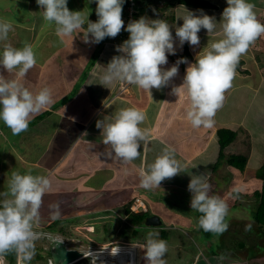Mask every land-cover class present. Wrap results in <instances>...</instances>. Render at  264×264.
Instances as JSON below:
<instances>
[{
    "label": "crops",
    "instance_id": "0c3cea01",
    "mask_svg": "<svg viewBox=\"0 0 264 264\" xmlns=\"http://www.w3.org/2000/svg\"><path fill=\"white\" fill-rule=\"evenodd\" d=\"M200 1L208 7H188L173 0H138L136 16L164 19L175 36V27L182 25L180 18L186 14L184 7L197 15L203 10L220 21L226 0ZM249 2L264 23V0ZM125 5L122 19L126 27ZM68 8L83 10L90 14V20H97L95 0H68ZM0 18L14 25L7 42L16 47L29 43L37 55V64L21 82L34 94L43 87L53 92L54 102L32 118L27 131L13 135L0 121V191L7 189L13 172L46 175L51 180L52 187L40 208L39 231L54 227L49 231L54 237L69 241L83 230L80 236L91 241L92 237L100 239L103 230L96 234L94 228H109L122 220L133 228L132 232H140L136 244L146 242L141 235L158 231L156 238L168 243L167 264H264V252L256 251L257 245L264 244V227L255 221L263 186L257 173L264 165V36L241 57L214 126L193 128L187 119L190 100L186 90L172 94L173 87L182 85L187 64L179 65V73L168 87L153 89L151 95L123 82L107 88L100 85L99 77L112 57L121 54L117 46L127 40L126 31L99 44L84 43L83 33H73L61 41L54 25L44 21L36 0H0ZM198 35L199 46L185 43L180 48L177 41L176 55H169L163 67H171L181 57L194 63L204 47L222 38L219 23L215 34L208 35L201 29ZM3 74L7 79L15 78L14 73ZM128 107L146 113L140 127L147 129L150 140L141 147L140 158L122 165L105 155L109 149L102 143L96 122ZM221 129L235 133L222 158L218 138ZM166 146L175 149L183 173L162 181L160 188L143 189L138 169H147ZM231 156L246 159L242 170L228 163ZM193 174L205 176L211 184L210 195L222 197L229 205V228L218 239L216 234L203 235L198 227L199 214L190 207L188 184ZM233 188L240 189L238 199L232 197ZM135 199L146 208L139 212L146 218L157 216L162 228L130 224L126 210ZM53 204H59L61 213L56 220L51 219Z\"/></svg>",
    "mask_w": 264,
    "mask_h": 264
},
{
    "label": "clouds",
    "instance_id": "9594fccd",
    "mask_svg": "<svg viewBox=\"0 0 264 264\" xmlns=\"http://www.w3.org/2000/svg\"><path fill=\"white\" fill-rule=\"evenodd\" d=\"M36 3L42 10L44 21L54 25L61 41L73 33H83L84 43L99 44L105 38H115L122 30L129 33L128 39L117 46L121 54L112 57L99 77L100 85L104 87L123 82L151 95L153 89L168 87L178 75L179 65L187 64L183 83L173 87L172 94L178 95L181 89L186 90L190 100L187 119L193 128L214 126V117L223 106L225 92L233 86L241 57L258 38L264 36V23L258 19L255 5L249 0H226L227 6L219 22L214 16L204 14L203 10H199L197 15L183 6L186 14L180 18L182 25L175 27V36L173 28L161 18L141 16L125 27L122 19L125 0H95L96 21L90 20V14L86 15L83 10H70L68 0H36ZM218 23L222 38L204 47L194 63L181 57L171 67H163L168 64L169 55H176L177 41L180 48L185 43L199 46L198 33L201 29L206 30L208 35L215 34ZM12 31L13 22L0 18V43H3L0 52V121L13 135H19L28 130L32 118L50 106L54 99L49 87H43L34 94L21 82L37 64V55L29 43L22 47L8 43ZM4 72L14 73L15 78H5ZM146 119L142 109L128 107L120 109L110 118L97 120L96 127L101 131L102 143L109 149L105 155L122 165H131L140 158L141 147H146L150 140L147 129L140 127ZM124 171L128 173L127 168ZM183 171L175 149L166 146L147 169H138L140 187L148 191L160 188L162 181ZM51 187V180L46 175L13 172L7 189L0 191V264H4L9 254H15L18 264H31L36 254V243L45 235L38 230L40 208L44 195ZM188 191L191 193V209L201 214L199 229L216 235L225 233L229 228L226 222L229 205L222 197L210 195L211 184L207 178L202 174H193ZM239 196L240 189L233 188L232 197L238 199ZM50 208L53 209L51 219H58L61 215L59 204L50 205ZM133 247L144 250L146 264H167L168 243L156 238V234L149 233L145 243ZM118 252V247L111 248L113 256ZM86 256L92 258V264H96L99 258V254L91 252Z\"/></svg>",
    "mask_w": 264,
    "mask_h": 264
},
{
    "label": "rangeland",
    "instance_id": "374dc122",
    "mask_svg": "<svg viewBox=\"0 0 264 264\" xmlns=\"http://www.w3.org/2000/svg\"><path fill=\"white\" fill-rule=\"evenodd\" d=\"M114 220H118L117 218L114 217ZM101 233V238L100 239H94L92 237V240L88 241L87 239H84L80 236V234L83 233V230H78L76 233L78 235L73 236V240L65 241L63 239H60L65 243V245L68 248L71 249H76L79 250L80 252H87V251H97V250H102L103 248H111L113 247H125L127 245H133L136 244L134 243L135 241L138 242L139 240L137 239L140 232L137 233L138 236L134 237L132 236V227L129 226L126 222L120 221L118 223H115L114 225H109L108 227H97L93 229V233ZM162 228V227H159ZM41 230V229H40ZM45 235L36 243V254L31 261V264H46V258L50 256L49 253V248H50V242L48 241L49 237H54L48 230L42 231ZM149 234V233H148ZM147 234V236H148ZM154 234L158 236V231H155ZM147 236H142L141 239H146ZM217 237V238H216ZM219 235L215 236L216 239H218ZM260 239V236H257ZM56 238V237H54ZM58 239V238H57ZM208 244H210L209 240ZM218 242V240L216 241ZM207 244V247L210 245ZM264 245L263 243H260V245L256 246V251L259 253L264 252ZM214 249V248H213ZM255 251V252H256ZM254 253V251H251V254Z\"/></svg>",
    "mask_w": 264,
    "mask_h": 264
},
{
    "label": "trees",
    "instance_id": "16d2710c",
    "mask_svg": "<svg viewBox=\"0 0 264 264\" xmlns=\"http://www.w3.org/2000/svg\"><path fill=\"white\" fill-rule=\"evenodd\" d=\"M173 1L175 4H180V5H184L188 7H195V8L208 7V4L206 2H203L200 0H173ZM218 138H219V146H220V158H222L223 149L227 147L234 140L235 133L228 129H221V130H218ZM245 162H246V159L242 156H231L228 159V163L231 166L238 168L239 170H242L244 168ZM257 174H258V177L263 181V186H262L261 193L258 194L260 203L256 211L255 221L258 225L264 227V165L261 167V169L259 170ZM126 213L128 215V218L130 217L129 218L130 224L135 225V226H141L144 223V220L146 218L143 212L132 214L129 212L128 208L126 210ZM198 214L199 216L201 215L199 212ZM46 229L51 232L54 231V227L46 228ZM40 231H43V229H41ZM201 231L205 237L213 234L210 232H204L202 229ZM132 236L136 237L137 231L134 230L132 232ZM134 243H138V242L135 241ZM6 258L8 259L10 264H16L17 258L15 254H9Z\"/></svg>",
    "mask_w": 264,
    "mask_h": 264
},
{
    "label": "water",
    "instance_id": "95a60500",
    "mask_svg": "<svg viewBox=\"0 0 264 264\" xmlns=\"http://www.w3.org/2000/svg\"><path fill=\"white\" fill-rule=\"evenodd\" d=\"M145 226L159 227L161 222L157 216L145 219ZM49 253L53 264H92L91 258H85V254L76 249L68 248L65 243L57 238L49 237Z\"/></svg>",
    "mask_w": 264,
    "mask_h": 264
},
{
    "label": "bare ground",
    "instance_id": "6f19581e",
    "mask_svg": "<svg viewBox=\"0 0 264 264\" xmlns=\"http://www.w3.org/2000/svg\"><path fill=\"white\" fill-rule=\"evenodd\" d=\"M133 245H127L125 247L118 246L119 252L115 256L111 254V248H115L113 246L109 249L106 248L97 251L90 250L83 254H85V258H91L90 256H86L89 252L99 254L96 264H101V262H103V264H146L143 258L144 250L139 247H133Z\"/></svg>",
    "mask_w": 264,
    "mask_h": 264
},
{
    "label": "built area",
    "instance_id": "2783aa9c",
    "mask_svg": "<svg viewBox=\"0 0 264 264\" xmlns=\"http://www.w3.org/2000/svg\"><path fill=\"white\" fill-rule=\"evenodd\" d=\"M125 3L126 5L124 7V14H125V21L127 25L130 21L137 19L136 10L138 7V0H125ZM128 37H129V33L127 32V39ZM128 210L130 213H137L139 211L145 212L146 208H145V205L140 200L135 199L134 202L129 204ZM50 261L53 264L52 258L48 256L46 258V264H49ZM4 264H10L7 258L5 259ZM16 264H18V260H16Z\"/></svg>",
    "mask_w": 264,
    "mask_h": 264
}]
</instances>
